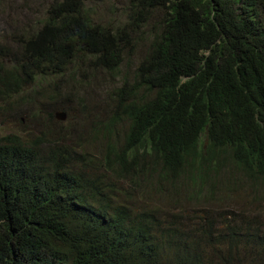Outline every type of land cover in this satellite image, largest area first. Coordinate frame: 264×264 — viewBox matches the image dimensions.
Segmentation results:
<instances>
[{"label": "trees", "instance_id": "obj_1", "mask_svg": "<svg viewBox=\"0 0 264 264\" xmlns=\"http://www.w3.org/2000/svg\"><path fill=\"white\" fill-rule=\"evenodd\" d=\"M157 11L133 83L90 134L101 154L48 130L0 137V264H242L250 248L264 264L262 222L187 214L226 186L264 184V0H130L115 29L85 0H57L22 58L0 46V97H27L36 72L81 56L119 69ZM152 193L187 204L180 215Z\"/></svg>", "mask_w": 264, "mask_h": 264}, {"label": "rangeland", "instance_id": "obj_2", "mask_svg": "<svg viewBox=\"0 0 264 264\" xmlns=\"http://www.w3.org/2000/svg\"><path fill=\"white\" fill-rule=\"evenodd\" d=\"M56 1L0 0V46L5 47V60L9 59V64L14 63L10 59L22 58V38L39 30L48 16V9ZM85 9L94 24L121 28L127 22L130 0H85ZM161 17V11L151 13L143 32L131 34V42L126 45L125 61L117 70L98 67L87 56H81L63 72L51 69L36 72L35 81L21 93L27 97L12 98L11 105L5 102L9 98L0 97V137L18 134L31 138L42 135V130H48L49 138L61 136L63 141L77 149L87 152L99 150L100 153L102 143L91 141L90 134L97 126L95 124L103 123L111 116L114 90L125 80L130 83L129 86L133 83L137 67L147 53L149 33L159 27ZM56 92L60 94L53 96L54 99L49 98ZM57 112L65 113L66 119L57 115L50 117L51 113ZM182 189L183 192L187 190L185 187ZM218 195L220 197L213 200L196 202L188 209L187 214H190L193 223L201 221L199 217L220 219V214L228 212L233 221L251 218V222L242 225L244 229L254 221L264 224V184L258 186L246 182L233 188L226 186L224 193ZM149 197L160 206L175 209L180 215V210L187 204L186 199L182 201L183 206L155 193ZM180 215L175 222L185 220ZM241 259L242 264H257L260 258L257 259V251L250 248L242 252Z\"/></svg>", "mask_w": 264, "mask_h": 264}, {"label": "water", "instance_id": "obj_3", "mask_svg": "<svg viewBox=\"0 0 264 264\" xmlns=\"http://www.w3.org/2000/svg\"><path fill=\"white\" fill-rule=\"evenodd\" d=\"M56 115H57V117H60V118H62L63 120H65L66 117H67L66 114L63 113V112H57Z\"/></svg>", "mask_w": 264, "mask_h": 264}]
</instances>
